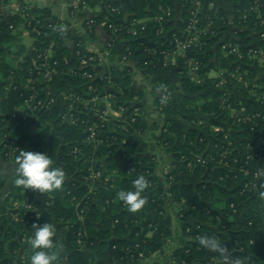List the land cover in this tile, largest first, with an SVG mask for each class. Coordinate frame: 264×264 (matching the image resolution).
I'll list each match as a JSON object with an SVG mask.
<instances>
[{"label":"trees","instance_id":"16d2710c","mask_svg":"<svg viewBox=\"0 0 264 264\" xmlns=\"http://www.w3.org/2000/svg\"><path fill=\"white\" fill-rule=\"evenodd\" d=\"M195 1L105 0L93 15L96 22L84 21L86 34L105 22L111 51L118 39L126 40L125 56L135 57L139 71L152 77L160 119L146 127L145 107L138 101L143 91L131 88L127 66L105 69L97 59L80 65L88 58L80 46L83 37L72 36L56 20L43 25L50 18L47 8L14 11L9 18L0 12V158L17 166L22 149L46 151L53 166L66 173L61 189L40 195L12 179L13 189L0 206V264H30L32 225L44 222L56 226V264H139L141 256L162 253L173 238L171 228L158 222L167 205L173 208L175 232L184 240L168 253L174 263L222 264L199 244V237L208 234L227 244L240 264H264V161L252 155L264 152V122L243 120L245 113L264 114L259 98L264 65L248 57L250 50L264 52V0L256 10L251 9L254 0H225L229 9L208 7L205 0L199 11ZM193 17L206 31L176 63L166 61L164 53L175 50L173 35L183 37ZM110 23L120 29L112 32ZM20 25L34 38L31 56L24 61H18L24 50ZM131 28L138 33L131 34ZM51 44L52 59L59 63L55 72L42 77L44 58L39 54ZM225 44L228 49L237 44L241 56L222 50ZM190 58L199 62V82L187 73ZM210 71L222 72L226 82L216 86L219 77H210ZM234 71L242 72V82L229 77ZM61 92L112 95L108 99L122 115L101 119L103 103L96 110L75 102L78 112L70 122L56 99ZM49 98L57 104L36 106ZM229 108L235 110L230 113ZM145 128L156 144L182 160L165 174L163 187L153 173L154 157L144 153L145 144L127 139ZM140 175L148 180L146 204L132 212L117 193L132 189ZM5 184L0 172V191ZM19 200H27L32 209L15 208L13 202Z\"/></svg>","mask_w":264,"mask_h":264},{"label":"clouds","instance_id":"9594fccd","mask_svg":"<svg viewBox=\"0 0 264 264\" xmlns=\"http://www.w3.org/2000/svg\"><path fill=\"white\" fill-rule=\"evenodd\" d=\"M17 186L24 190L33 189L40 193H50L62 188L66 179V173L60 166H53V161L48 152L31 151L22 149L16 156ZM148 180L140 175L133 181L132 189H121L117 197L132 212L140 210L146 204L145 190ZM34 234L29 239L31 248L30 264H56L55 255L56 226L51 222L33 224ZM199 244L203 248L214 252L220 258L222 264H240L237 257L233 256L227 244L212 235L204 234L199 237Z\"/></svg>","mask_w":264,"mask_h":264},{"label":"crops","instance_id":"0c3cea01","mask_svg":"<svg viewBox=\"0 0 264 264\" xmlns=\"http://www.w3.org/2000/svg\"><path fill=\"white\" fill-rule=\"evenodd\" d=\"M103 1H105V0H92L93 6H92L91 15H94V16L98 15V13L100 12V5ZM106 1H115V0H106ZM203 1H205V0L195 1L194 10L199 11L203 5ZM15 3H17L19 5L22 4L23 6L27 7L29 10L39 9V8H47L50 12V18H48V19H50V22L53 20L59 21L61 26L65 29H67L72 34V36H82L83 37L82 38V45H84L85 47L88 44L91 45V47H89V48H91V50H93V52L96 53L98 60H99V64L106 62V63H104L105 65L100 64L101 66H103V68L106 69L107 66H114L117 68H121L122 66H127L129 68V74L131 77V85H130L131 88L133 90H136V91L142 90L143 91V98L146 96V94L148 93V90L146 92V89H145L146 86L143 85V89H136L137 88L136 87L137 82L135 79H136L137 75H141V78H143L144 81H147L149 79V82H150L152 80L151 79L152 77L150 75L147 77L139 71L138 61L135 57L125 56L124 52H125V48H126V40L118 39L117 42L115 43L112 51H111V49L107 45V43L110 39L109 34L107 33L104 25L102 23H100L97 26H95L94 29H92L91 34H86V31L84 28V21L86 20L88 14L81 13V12L74 14V15L71 14L70 8H68V4H67L66 0H0V12L5 13L7 15V18H9L10 15L14 14V4ZM207 3H208L207 4L208 7H212L214 4H216V6H218V7H222L224 9H229L228 8L229 4L225 0H209V1H207ZM140 21H142V20H138L136 22L138 23ZM17 28H18V31L20 33V38H19L20 43L24 46V50H23L22 54H20V56L18 57L19 58L18 61H24L31 56V52L33 50L34 38L31 34V32L28 31L27 29H25L22 25L17 26ZM83 51H85V50H83ZM103 51H109V54L113 58L106 59L105 56L101 55V54H103ZM121 57L124 58L123 61L120 60ZM259 59H260V57L258 56V58L256 60L258 61ZM259 61H261V59ZM216 73H217L216 71H210L209 76L214 77L216 75ZM165 75L172 76L171 73L170 74L166 73ZM144 84H146V83H144ZM147 101H148V99L141 102L144 105L145 111H146V114L144 115L145 117H143L145 119H143V121L147 120L149 122V123H147V122L143 123L146 126H147V124L149 125L152 122H154L155 120L160 119V115L158 114V112L156 110L155 111L151 110L146 105ZM152 114H154L156 117L154 116L152 118ZM148 138L150 141L153 140L150 136ZM3 162L5 163V161H3ZM12 166H15V165L12 164ZM15 167H17V166H15ZM159 186H161V185H159ZM166 212L167 211H165V215H166ZM165 217H166V221L172 220V218H170L169 215H167ZM182 245H183V243H181L179 245V247H181ZM169 264H176V263H174L172 260H170Z\"/></svg>","mask_w":264,"mask_h":264},{"label":"built area","instance_id":"2783aa9c","mask_svg":"<svg viewBox=\"0 0 264 264\" xmlns=\"http://www.w3.org/2000/svg\"><path fill=\"white\" fill-rule=\"evenodd\" d=\"M259 1L260 0H254V4L255 5L251 7L252 10H256L257 9V3ZM66 2H67L68 6L70 7V10L72 12H76V11H79L81 13L85 12L86 14H88L87 19H88V22L90 24L96 22L93 19V15H91L92 10H91L90 3L92 2V0H66ZM14 11L22 13V12H25V11L26 12L29 11V9L27 7H25V6L17 5L16 7H14ZM194 12H196V11H194ZM155 19L158 20V19H160V17L156 16ZM102 24L104 25L105 22H103ZM107 26L114 33H116L120 29V27L118 25H115V24H112V23L108 24ZM10 28H12V26H10ZM184 30H185V35L183 37H178L176 35H173L172 41L174 42L175 50H172L170 52H165L164 53L165 59L170 58L172 60V58L175 57V56L176 57L178 55L184 56L186 47H189V46H191L193 44H196L198 42V36L202 32L206 31V28L205 29L200 28L198 26V19L193 17V18L190 19L189 23L187 24V26H186V28ZM128 31L131 32V34H133V35H136L138 33V31L135 28L128 29ZM107 45H108V47H110V43L109 42L107 43ZM52 46H53L52 44L49 45V47L44 49L39 54L40 56H42L44 58V61L41 64V68H40L41 70L39 72V74L42 77H47L49 74L55 72V66L59 63V61L56 58L52 59V57H53ZM80 46H81V44H80ZM47 49H50L51 53L46 51ZM222 50H225V52H227V53H236L238 55V57L241 56V54L238 51L237 44H232L229 47V49H228L227 45L225 44V45L222 46ZM147 51L152 53L149 48L147 49ZM82 53H83V55H88V58L87 59L82 58L80 60V65L85 66L86 63L88 62V60H90V61H94L95 59L98 60V57H97L96 53L93 52V51L89 52V53H85L82 50ZM252 56H259L262 62L258 60L257 61L258 64L264 65V52L262 50H260V49L259 50H250L249 53H248L249 59H252L253 58ZM186 62L188 64L187 73L191 76V78L194 81L199 82L200 78L197 75V69L199 67V62L196 59H193V58H190ZM172 64H174V61L172 62ZM69 71L73 72L72 69H70ZM83 75L86 76V77H91V74L87 73L86 71L83 72ZM228 75H229V77L235 78L239 82L240 81L242 82V80H243V74L240 71L239 72L238 71L229 72ZM214 77H219L218 81L215 83L216 86H221L223 83L226 82V78L223 76V73L220 72V71L217 72ZM107 95L108 94H105L103 96H98L97 94H95V95H92L90 97H83V96H81L79 94L61 92L60 95L57 96L56 99H59L60 102H63L64 105H67V108H65L66 112H65L64 118L68 119L70 122L74 123V115H75V113L78 112V110L76 108V105L74 104L75 102L81 103L84 106L91 105L92 106L91 108H93V107H95V104H96L95 102L97 100H102L103 98L108 99L109 95L108 96ZM259 98H261L262 101H264V92H262L259 95ZM55 102L56 101H55L54 98H49V99H47L44 102L39 100V101L36 102V106L37 107L39 106L41 108H43V107H51L52 105H54ZM229 109L232 110V112L235 110L234 108H229ZM117 111H119V110H117ZM240 111L242 113H245L243 107L240 108ZM96 114H98V113H96ZM105 116H107V113H106V111L104 109L101 112V114H99V117H101V119H104ZM255 118H258L259 121L264 122V114L259 113V112L256 113V114L245 113L244 117H243V120L250 122V121H252ZM93 135H94V133L92 132V129H91L90 137H93ZM252 155L254 157H258L259 160H263L264 161V152H263V150H261L259 153H254ZM248 157L252 158L251 156H248ZM13 206L15 208L20 207V208H22V209H24L26 211L32 209V204L29 203V202L27 204H22V203H19L18 201H14L13 202ZM15 219H17V218H15Z\"/></svg>","mask_w":264,"mask_h":264},{"label":"rangeland","instance_id":"374dc122","mask_svg":"<svg viewBox=\"0 0 264 264\" xmlns=\"http://www.w3.org/2000/svg\"><path fill=\"white\" fill-rule=\"evenodd\" d=\"M17 5H19V4L15 3L14 4V7H16ZM68 8H70V7L68 6ZM91 10H92V7H91ZM70 12L73 15L74 14H77V13H80L79 11L72 12L71 10H70ZM82 13H85V12H82ZM83 46L84 45L81 44V47H82L83 50H85L84 51L85 53H89V52H92L93 51V50H91V48H89V47H91L90 44H88L86 47L85 46L83 47ZM46 51H48V52L51 53V50L50 49H47ZM101 55L102 56H105L106 59L113 58L109 54V51H103V54H101ZM252 57H253L252 58L253 60H256L258 58V56H252ZM123 59L124 58L121 57L120 60L123 61ZM167 60L170 61L171 59L170 58H167L166 61ZM173 61H174V63L177 62L176 56L172 58L171 63ZM104 63H106V62H103V63H100V64L105 65ZM135 80L137 82V85H136L137 88L136 89H143V85H144V86H146V88H145L146 89V92L148 90V93L146 94V96L144 98L142 97L143 99H139L138 100V97H136L135 99H137L139 102H143L144 100L148 99L146 105L151 110L155 111V108L156 107H155L154 102H153L155 96L152 94V91L155 88H154L152 82L150 81L151 82L150 83L149 82V79L147 81H144V79L141 78V75H137ZM144 83H146V84H144ZM111 96L112 95H109L108 97H111ZM95 103H96L95 104L96 110L99 109L100 104L103 103L104 106H105V111H106V113H107L108 116L109 115H112V116H115V117H120L122 115L120 109H115V108L112 107V103L110 102L109 99L103 98L102 100H97ZM56 104H57V102H56ZM59 105L61 107L67 108V105H64L63 102H59ZM117 110H119V111H117ZM230 113H232V110H230ZM154 116L155 115L152 114V118ZM143 117H145V116H143ZM143 117H142V119H145ZM158 120L159 119H157L155 121H158ZM145 122L149 123L147 120H144L143 121V123H145ZM142 125L146 127V125H144V124H142ZM213 128L215 130H218L219 129L218 127H215V126ZM156 134H157V131H156ZM149 136H150V133L147 130V128H145L142 133H138V132L136 133V131L130 133L129 135H127V139L139 140V141H141V142H143L145 144V151H144V153L147 154V155H152L154 157L153 159H154V162H155V167H154V172L153 173L157 177V180H158L157 182L159 183L158 185H161L163 187V186L166 185L165 178H164L165 174L168 173V171H170L174 166L180 165V162H182V160L181 161L175 160L173 158L174 153L172 152V150L170 148L165 147V146H162V145H159V144H156L154 140L150 141L149 138H148ZM0 172L3 175V177L6 179V184H5V186L0 191V196H1L0 197V206H1L2 203H3L2 201H3L4 196L13 189L12 179L13 178H16L17 173H16V167L15 166H12V163H6V162L4 163L1 160V158H0ZM37 193L40 195V192L39 191ZM38 201H39V196L35 197V202L37 203ZM18 202L19 203H22V204H27L28 203L27 200H19ZM216 207H218V205ZM175 208L176 209L179 208V205H176ZM165 211H167L166 212V215L164 214L163 218L161 220H159L158 222L159 223H162V224H166V225L168 224L170 226L171 231L174 234L173 235V238L170 239L168 241V243L163 246V248L161 249L162 253L159 252L160 251L159 250V251L154 252L151 255L148 254V255L141 256L139 258V264H169L170 263V260H171L170 257L168 256V253H169L170 249L179 248V245L181 243L184 244V240H182V237H180V235L175 232V230H176L175 229V225H176L175 223L176 222H175L174 215L172 213L173 212V208H171L170 206L167 205V206H165ZM167 215H169L170 218H172L171 221H169V220L166 221V217L165 216H167Z\"/></svg>","mask_w":264,"mask_h":264},{"label":"water","instance_id":"95a60500","mask_svg":"<svg viewBox=\"0 0 264 264\" xmlns=\"http://www.w3.org/2000/svg\"><path fill=\"white\" fill-rule=\"evenodd\" d=\"M49 22H50V19H46V20L44 21L43 25H47V23H49Z\"/></svg>","mask_w":264,"mask_h":264}]
</instances>
